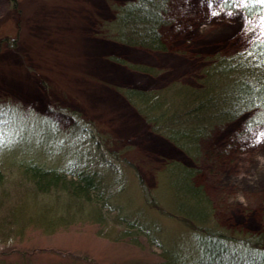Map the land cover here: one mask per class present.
Returning a JSON list of instances; mask_svg holds the SVG:
<instances>
[{
    "label": "rangeland",
    "instance_id": "1",
    "mask_svg": "<svg viewBox=\"0 0 264 264\" xmlns=\"http://www.w3.org/2000/svg\"><path fill=\"white\" fill-rule=\"evenodd\" d=\"M124 1L16 0L15 7L0 0V167L11 192L0 205L7 225L0 230V264H161V249L142 234L139 243L119 239L126 227L112 217L118 213L133 221L132 232L147 224L166 246H185L179 232L186 225L168 216L160 177L168 162L197 164L150 132L118 88L195 84L217 54L263 38L264 15L250 20L223 9V0H172L171 24L164 28L171 49L161 52L96 33L98 24L114 18L111 5ZM115 58L156 66L160 74L134 72ZM251 115L218 127L203 142L197 182L214 202L218 226L264 239V123L246 130ZM15 143V150L2 152ZM81 157L103 176L111 203L102 212L109 216L93 222L88 211L52 224L54 213L40 210L38 201L55 209L53 195L36 197L17 187L23 176L15 161L64 168Z\"/></svg>",
    "mask_w": 264,
    "mask_h": 264
},
{
    "label": "trees",
    "instance_id": "2",
    "mask_svg": "<svg viewBox=\"0 0 264 264\" xmlns=\"http://www.w3.org/2000/svg\"><path fill=\"white\" fill-rule=\"evenodd\" d=\"M171 1L125 0L121 4L114 3L111 5L114 18L98 24L96 33L126 46L169 51L171 47L164 28L171 24L168 18ZM12 2L17 7L16 0ZM221 7L240 10L250 20L264 15V0H223ZM115 59L134 72L152 76L160 74L156 66ZM118 92L144 120L150 132L167 139L197 164L168 162L160 177L165 187L159 189L158 194H162L160 199L163 198L168 216H176L184 223L182 225H186L187 230L179 232L186 238L185 246H166L160 239L153 238L147 224L132 232L133 221L127 222L124 215L119 217L118 213L112 217L126 227L119 239L139 243L142 234L145 241H152L161 249V264H264L263 237L241 231L230 233L218 226L214 202L204 184L197 182L201 174L198 165L203 156V142L215 129L245 114H252L246 121V130L264 123V37L255 39L247 48L235 53L217 54L202 69L195 84L174 81L150 88L121 86ZM29 126L32 125L26 127L30 129ZM18 130L13 134L16 143ZM16 143L2 152L11 148L15 150ZM15 162L23 176L22 181L16 183L17 187L36 197L53 195L50 198L56 203L55 209L44 207L43 200L38 201L43 207L40 210L47 209V212L49 209L54 213L53 216L47 212L50 223L65 225L63 220H79L78 217L88 215V211L91 212L89 219L102 223L97 216L102 217V210L108 209L111 199L105 194L103 176L89 160L81 157L64 168L27 159ZM7 176L0 167V205L11 197V192L4 187L9 181ZM155 196L154 199L151 196L150 204L156 203ZM105 216L109 214L103 215L107 219ZM1 218L0 230H3L7 227L6 217Z\"/></svg>",
    "mask_w": 264,
    "mask_h": 264
},
{
    "label": "snow or ice",
    "instance_id": "3",
    "mask_svg": "<svg viewBox=\"0 0 264 264\" xmlns=\"http://www.w3.org/2000/svg\"><path fill=\"white\" fill-rule=\"evenodd\" d=\"M229 2H230V0H229Z\"/></svg>",
    "mask_w": 264,
    "mask_h": 264
}]
</instances>
